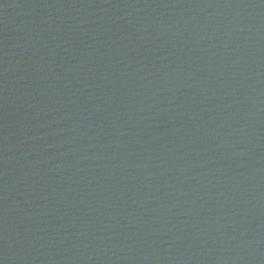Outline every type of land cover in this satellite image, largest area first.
Masks as SVG:
<instances>
[{
  "label": "water",
  "instance_id": "water-1",
  "mask_svg": "<svg viewBox=\"0 0 264 264\" xmlns=\"http://www.w3.org/2000/svg\"><path fill=\"white\" fill-rule=\"evenodd\" d=\"M0 264H264V0H0Z\"/></svg>",
  "mask_w": 264,
  "mask_h": 264
}]
</instances>
